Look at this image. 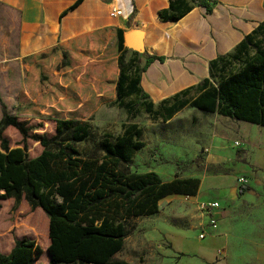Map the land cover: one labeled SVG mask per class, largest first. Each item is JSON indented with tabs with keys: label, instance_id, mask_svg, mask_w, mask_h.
Returning a JSON list of instances; mask_svg holds the SVG:
<instances>
[{
	"label": "rangeland",
	"instance_id": "rangeland-1",
	"mask_svg": "<svg viewBox=\"0 0 264 264\" xmlns=\"http://www.w3.org/2000/svg\"><path fill=\"white\" fill-rule=\"evenodd\" d=\"M251 7L262 14L264 0H255ZM92 46L89 43L86 50L66 51L67 59L58 50L0 71V97L27 130L24 136L9 128L5 135L11 146L26 148L34 158L42 153L40 139L55 133L57 120L76 119L91 128L92 135L79 144L85 154L96 149L103 136L116 138L126 125L138 124L146 145L133 155L132 171H154L166 181L196 177L203 185L195 198L171 195L160 202V214L132 219L125 247L115 259L128 264H173L174 240L183 236L199 246L198 204L214 198L225 208L217 237L230 242L218 248L227 255L226 260H220L225 264H264V127L189 106L165 121L164 106L177 99L190 101L200 89L193 86L177 95L169 91L158 94L152 87L149 94L146 59L140 54L128 70L141 77V94L148 98L135 95L123 99L121 105L114 103L116 94H78L80 76L84 74L86 88L89 81L96 82L94 77L103 80L97 84L103 89L108 71L116 65L115 40L106 50ZM130 56L128 53L126 61ZM67 61L69 66L64 67ZM212 78L218 86L220 76ZM240 178H246L252 192L239 193ZM232 189L239 194L235 199L229 196ZM49 234V219L39 208L32 210L26 201L16 204L13 199L2 203L0 252L9 253L18 239L30 237L44 249L36 264H50Z\"/></svg>",
	"mask_w": 264,
	"mask_h": 264
},
{
	"label": "trees",
	"instance_id": "trees-1",
	"mask_svg": "<svg viewBox=\"0 0 264 264\" xmlns=\"http://www.w3.org/2000/svg\"><path fill=\"white\" fill-rule=\"evenodd\" d=\"M198 1L209 10L208 0ZM189 10L190 7L184 11L179 8L178 13L170 15L166 11L160 15L164 21H178ZM125 37L120 29H104L25 59L58 50L67 59L66 51L86 50L89 43L93 44L91 49L106 50L115 40L116 65L105 78L107 86L97 87L103 80L94 77L96 82L89 81L86 88L83 74L76 92L116 94L114 103L122 105L123 99L135 95L149 97L141 94V77L129 73L128 67H133L136 59L126 61ZM245 41L255 52L239 71L223 78L218 86L205 79L194 99H177L164 106V120H171L189 106L264 127V22ZM146 59L147 65L163 60L156 56ZM0 104V208L4 201L13 199L16 204L26 201L32 210L43 211L49 219L50 264H128L115 257L125 247L130 221L160 214V202L171 195L195 197L200 191L202 182L196 177L166 181L154 171L131 170L133 155L146 145L138 124L126 125L116 138L103 136L96 149L83 154L79 144L92 135L90 126L76 119H60L55 133L40 139L42 153L31 158L26 148L11 146L5 132L15 128L27 136V130L18 117L9 113L1 97ZM249 190L250 186L241 185L239 193L245 195ZM11 250L0 252V264H36L44 254V249L30 237L18 239Z\"/></svg>",
	"mask_w": 264,
	"mask_h": 264
},
{
	"label": "crops",
	"instance_id": "crops-1",
	"mask_svg": "<svg viewBox=\"0 0 264 264\" xmlns=\"http://www.w3.org/2000/svg\"><path fill=\"white\" fill-rule=\"evenodd\" d=\"M208 1L209 10L198 0H0V71L80 36L120 29L126 37L143 35L138 46L125 37L128 61L139 54L163 59L148 65L145 60L149 94L152 87L158 94L178 95L205 79L215 84L213 76L222 80L236 73L254 54L245 39L264 22V11L255 13V0ZM187 7L178 21L161 18L162 12L171 15ZM112 10H121L123 16L112 18ZM237 195L236 189L229 192L231 199ZM221 205L220 225L225 214ZM217 233L205 240L198 237V247L183 236L174 240L173 264H225L220 260H226L225 250L218 248L230 242Z\"/></svg>",
	"mask_w": 264,
	"mask_h": 264
},
{
	"label": "built area",
	"instance_id": "built-area-1",
	"mask_svg": "<svg viewBox=\"0 0 264 264\" xmlns=\"http://www.w3.org/2000/svg\"><path fill=\"white\" fill-rule=\"evenodd\" d=\"M112 18H119L123 16L121 10H112L110 13ZM241 185H248L246 178H240L239 180ZM222 211L221 202L217 199L202 201L198 204V212L202 218V221L199 225L200 234L199 239L205 240L211 234L218 231L220 227V213ZM221 253V251H220Z\"/></svg>",
	"mask_w": 264,
	"mask_h": 264
},
{
	"label": "water",
	"instance_id": "water-1",
	"mask_svg": "<svg viewBox=\"0 0 264 264\" xmlns=\"http://www.w3.org/2000/svg\"><path fill=\"white\" fill-rule=\"evenodd\" d=\"M142 36L139 32H133L128 34L126 39L135 46H138L141 43Z\"/></svg>",
	"mask_w": 264,
	"mask_h": 264
}]
</instances>
